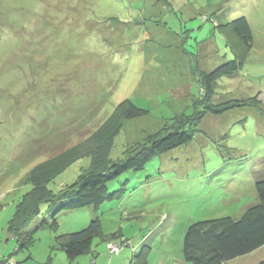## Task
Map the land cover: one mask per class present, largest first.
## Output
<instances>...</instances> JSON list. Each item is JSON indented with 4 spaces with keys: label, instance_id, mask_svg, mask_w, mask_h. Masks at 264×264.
<instances>
[{
    "label": "rangeland",
    "instance_id": "rangeland-1",
    "mask_svg": "<svg viewBox=\"0 0 264 264\" xmlns=\"http://www.w3.org/2000/svg\"><path fill=\"white\" fill-rule=\"evenodd\" d=\"M241 17L251 48L230 24ZM232 60L243 64L217 81L209 101L253 103L207 112L196 103L205 98L201 76ZM125 99L149 114L125 123L111 159L193 117L184 126L191 141L120 175L98 207L59 212L56 228L43 203L15 236L9 222L31 188L28 171L85 140ZM48 133L42 151L29 153ZM89 163L77 160L49 187L73 183ZM262 177L264 0H0V264H192L189 226L239 217L258 201ZM94 217L101 228L92 251L69 259L57 236ZM262 259L264 246L227 264Z\"/></svg>",
    "mask_w": 264,
    "mask_h": 264
},
{
    "label": "trees",
    "instance_id": "trees-1",
    "mask_svg": "<svg viewBox=\"0 0 264 264\" xmlns=\"http://www.w3.org/2000/svg\"><path fill=\"white\" fill-rule=\"evenodd\" d=\"M230 24L244 45L251 48L253 34L248 19L241 17ZM242 64V60H232L205 71L207 73L201 76V90L205 98L202 102L196 100V103L205 104V110L212 114H222L229 109L253 103L251 99L243 98L218 103L209 101L215 94L217 81L223 76H234ZM148 114L149 110L139 107L130 99H125L85 140L35 164L26 174L31 188L19 201L17 210L10 219L9 230L15 236L20 235L26 224L41 211L43 203L52 205L48 215L52 218L51 226L56 228V215L59 212L93 205L98 207L111 198L109 184L120 175L131 170H141L155 156L191 141L192 132L184 126L191 122L193 117L173 130L157 133L144 144L131 148L127 146L121 158L111 159L115 140L125 128V123ZM49 134L42 136L37 144H31L29 153L42 151L41 147H37ZM29 153L28 155L32 156ZM37 155L39 157V154ZM81 158L90 160L88 167L82 169L73 183L67 186L65 184L66 187L54 192L49 187L50 182ZM255 185L258 201L248 206L239 217L225 216L200 220L189 226L184 239L186 261L192 264H227L230 260L264 246V177L257 178ZM100 228L99 217H94L82 230L58 235L57 243L69 259H75L92 251L93 240ZM114 237L118 236L115 234ZM110 239L109 237L108 240L111 241ZM257 264H264V259Z\"/></svg>",
    "mask_w": 264,
    "mask_h": 264
},
{
    "label": "built area",
    "instance_id": "built-area-1",
    "mask_svg": "<svg viewBox=\"0 0 264 264\" xmlns=\"http://www.w3.org/2000/svg\"><path fill=\"white\" fill-rule=\"evenodd\" d=\"M109 249H110L111 253H116V252H119L121 248L117 244L110 242L109 243Z\"/></svg>",
    "mask_w": 264,
    "mask_h": 264
}]
</instances>
